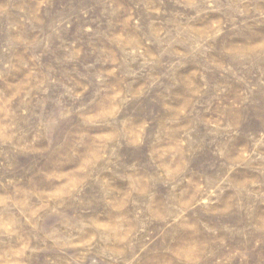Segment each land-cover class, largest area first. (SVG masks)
I'll list each match as a JSON object with an SVG mask.
<instances>
[{"label":"rangeland","instance_id":"obj_1","mask_svg":"<svg viewBox=\"0 0 264 264\" xmlns=\"http://www.w3.org/2000/svg\"><path fill=\"white\" fill-rule=\"evenodd\" d=\"M0 264H264V0H0Z\"/></svg>","mask_w":264,"mask_h":264}]
</instances>
